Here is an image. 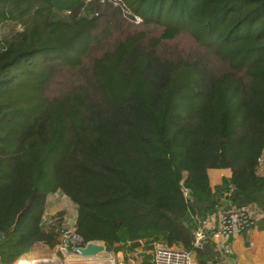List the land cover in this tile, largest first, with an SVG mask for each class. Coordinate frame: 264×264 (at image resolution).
<instances>
[{
    "label": "trees",
    "instance_id": "trees-1",
    "mask_svg": "<svg viewBox=\"0 0 264 264\" xmlns=\"http://www.w3.org/2000/svg\"><path fill=\"white\" fill-rule=\"evenodd\" d=\"M5 1L13 6L0 24L22 26L0 46V264L61 241V221L43 220L56 191L75 204L83 244L132 252L163 243L194 252L197 264L221 260L213 231L198 245L194 231L232 205L264 213V0H122L162 27L152 41H110L106 25L123 15L108 0L86 6L99 12L91 17L79 0H32L24 12V1ZM183 35L218 62L157 49ZM30 78L33 114L12 129L9 91ZM182 99L192 103L185 112ZM211 168L231 171L214 190Z\"/></svg>",
    "mask_w": 264,
    "mask_h": 264
},
{
    "label": "rangeland",
    "instance_id": "rangeland-1",
    "mask_svg": "<svg viewBox=\"0 0 264 264\" xmlns=\"http://www.w3.org/2000/svg\"><path fill=\"white\" fill-rule=\"evenodd\" d=\"M24 1V4L22 5V11L28 9L29 4L33 2L32 0H22ZM4 6H13V1L6 3L5 0H0V18L3 16V7ZM58 16L63 17L64 15H67L68 13L65 11H56ZM95 12L98 14L95 15ZM91 13V15H90ZM121 13L123 17L115 19L116 23L113 22L110 25H106V28L108 29L107 32L109 34L110 41H114L117 39H123L128 35H138L143 34L145 37L149 38L151 41L155 38H159L160 34L162 33V27L157 25H146L142 21L137 23L133 19H131L129 16L125 15L124 12L121 10ZM83 15H89L91 16H98L99 12H87L86 9L82 12ZM82 15V16H83ZM15 19V18H11ZM142 19V18H141ZM100 21L103 22V17L100 18ZM100 22V23H101ZM0 46L2 45V41L4 40L3 36L5 34H8V30L11 34H14V31H17L18 29H21V24L14 22V21H5L0 24ZM102 25V24H101ZM157 49L161 52H165L166 54L175 55L176 50H191L193 52L200 51L202 54H206L209 60H213L215 62H218V58L212 54V52L205 51L202 48L198 47L194 40L188 36L183 35L179 38L175 39H169L165 41H161L157 47ZM35 80L30 78L29 82L27 84H19L17 86H14L10 89V94L13 96V104L10 107V115L9 118L13 121L12 123L15 125H11L12 129L17 128V125L19 123H23L21 121L22 118L28 119L32 116V111L26 106V105H34L36 103L37 97H33L31 99H27V95L31 96V93L29 92V88L34 87ZM28 91V92H27ZM174 102V106L171 108L175 110V98L172 100ZM181 102V101H180ZM181 104V106H179ZM178 106L181 109L182 112L187 111L190 107H192V103L188 99H182V102ZM35 107V106H34ZM48 173L50 172V168L48 167ZM258 173L264 174V163L263 158L260 160V165L258 167ZM76 218V206L75 204L69 200L68 197L60 193L59 191H56L54 193H51L47 196V207L46 211L43 214V220L45 222L50 221H61V226L63 229L70 228L72 224L74 223ZM108 251V250H106ZM123 252H127L129 250H121ZM149 251V250H148ZM32 259H47L57 262V264H81V263H73V261H65L62 259L61 256L58 254H54V251L51 250L50 247L45 245L44 243H37L31 251H29L26 254H23L21 257ZM30 256V257H29ZM151 258L150 253L147 252L145 254V260L146 264H150L149 260ZM18 259L14 261L12 264H16ZM45 264V263H44ZM101 264H107L106 262H102Z\"/></svg>",
    "mask_w": 264,
    "mask_h": 264
},
{
    "label": "built area",
    "instance_id": "built-area-1",
    "mask_svg": "<svg viewBox=\"0 0 264 264\" xmlns=\"http://www.w3.org/2000/svg\"><path fill=\"white\" fill-rule=\"evenodd\" d=\"M83 7L88 6L93 1L103 3L106 0H79ZM114 5L122 7V11L125 15L139 23L142 21L138 15H133L132 12L125 7L122 0H108ZM70 13L69 11H66ZM98 13L95 12V15ZM91 15V13H90ZM182 192L185 197L189 196V190L186 187H182ZM231 190L225 192V196H229ZM263 213L258 210L254 204L245 205H232L229 208L220 211L218 213V225L210 226L207 221H204L194 231V245L200 244L206 236L205 230L210 228L213 233L212 235L216 238L226 237L230 238L233 234L245 230L252 226ZM88 243L103 244L101 241H89L85 244L82 243V238L77 234L75 229V221L70 228L63 230L61 241L55 245L51 250L54 254H58L63 260L69 262L86 263L90 264H101L103 261L107 264H146L145 254L150 253V264H197L195 253L180 246H168L163 243H154L152 249L149 251H143L140 248L132 252L118 251H99L94 255H85L81 253V249L85 248ZM105 246V245H104ZM222 253L229 252V246L227 243L221 246ZM35 263L32 264H57V262L47 259H35Z\"/></svg>",
    "mask_w": 264,
    "mask_h": 264
},
{
    "label": "crops",
    "instance_id": "crops-1",
    "mask_svg": "<svg viewBox=\"0 0 264 264\" xmlns=\"http://www.w3.org/2000/svg\"><path fill=\"white\" fill-rule=\"evenodd\" d=\"M210 187L214 188L220 185L224 178L231 175L229 168H211L207 171ZM262 174V173H260ZM264 175V174H262ZM222 211V210H221ZM218 211L211 216L207 222L210 226L218 225ZM263 213V212H262ZM264 213L252 226L233 234L230 238L210 236L214 244L215 251L222 256L221 260L215 264H264ZM207 230H211L208 228ZM206 238V236H205ZM204 238V239H205ZM229 246L228 253H222V244ZM19 262V261H18ZM150 262V260H149ZM77 263V262H76ZM83 264V263H81Z\"/></svg>",
    "mask_w": 264,
    "mask_h": 264
},
{
    "label": "water",
    "instance_id": "water-1",
    "mask_svg": "<svg viewBox=\"0 0 264 264\" xmlns=\"http://www.w3.org/2000/svg\"><path fill=\"white\" fill-rule=\"evenodd\" d=\"M105 246L103 244L88 243L85 248L81 249L83 256L94 255L99 251H103Z\"/></svg>",
    "mask_w": 264,
    "mask_h": 264
},
{
    "label": "bare ground",
    "instance_id": "bare-ground-1",
    "mask_svg": "<svg viewBox=\"0 0 264 264\" xmlns=\"http://www.w3.org/2000/svg\"><path fill=\"white\" fill-rule=\"evenodd\" d=\"M32 262L35 263L36 262L35 259L30 260L29 258L24 257V258L20 259L19 262H17L16 264H32ZM73 263H75V262H73ZM83 264H90V263L86 262Z\"/></svg>",
    "mask_w": 264,
    "mask_h": 264
}]
</instances>
